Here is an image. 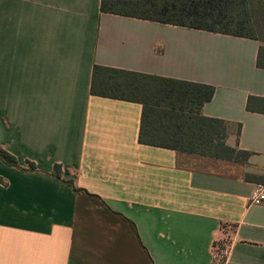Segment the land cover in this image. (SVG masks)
Segmentation results:
<instances>
[{
  "label": "crops",
  "instance_id": "0c3cea01",
  "mask_svg": "<svg viewBox=\"0 0 264 264\" xmlns=\"http://www.w3.org/2000/svg\"><path fill=\"white\" fill-rule=\"evenodd\" d=\"M101 3L0 0V149L36 168L0 161V264H264V42ZM95 66L212 86L200 113L247 161L141 145L142 106L92 96Z\"/></svg>",
  "mask_w": 264,
  "mask_h": 264
},
{
  "label": "trees",
  "instance_id": "16d2710c",
  "mask_svg": "<svg viewBox=\"0 0 264 264\" xmlns=\"http://www.w3.org/2000/svg\"><path fill=\"white\" fill-rule=\"evenodd\" d=\"M148 5V12L140 16L152 21L264 42V0H148ZM101 9L108 10L105 0ZM257 66L264 68V47L259 48ZM213 92L209 85L99 66L92 70L90 87L92 96L142 106L138 136L141 145L245 163L248 153L225 144V122L200 113ZM246 110L264 114V98L249 97ZM0 161L21 171L36 169L33 164L19 167L3 149ZM51 177L75 192H83L61 179L59 165L53 167ZM258 182L264 184V178Z\"/></svg>",
  "mask_w": 264,
  "mask_h": 264
},
{
  "label": "built area",
  "instance_id": "2783aa9c",
  "mask_svg": "<svg viewBox=\"0 0 264 264\" xmlns=\"http://www.w3.org/2000/svg\"><path fill=\"white\" fill-rule=\"evenodd\" d=\"M249 202L251 204L264 203V184L258 185L250 196ZM214 255L217 257L219 262L226 260L229 252V245L227 241H217L213 247Z\"/></svg>",
  "mask_w": 264,
  "mask_h": 264
}]
</instances>
